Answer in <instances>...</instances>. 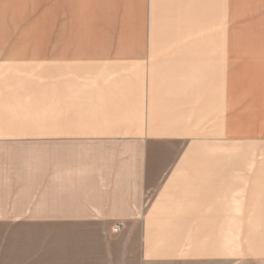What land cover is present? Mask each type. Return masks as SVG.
Masks as SVG:
<instances>
[{"label":"crops","instance_id":"crops-1","mask_svg":"<svg viewBox=\"0 0 264 264\" xmlns=\"http://www.w3.org/2000/svg\"><path fill=\"white\" fill-rule=\"evenodd\" d=\"M262 187L264 0H0V224L264 264Z\"/></svg>","mask_w":264,"mask_h":264},{"label":"rangeland","instance_id":"rangeland-1","mask_svg":"<svg viewBox=\"0 0 264 264\" xmlns=\"http://www.w3.org/2000/svg\"><path fill=\"white\" fill-rule=\"evenodd\" d=\"M27 114V113H26ZM34 116V113H32ZM66 116V114H65ZM188 146V144H187ZM264 191V187H262ZM241 200H246L247 187H241ZM247 209L241 208L240 213V248L264 246L262 233L248 234ZM262 225H256V231ZM73 229L71 225H54L50 228L40 225L30 227L0 224V264H118L122 241L117 237L112 239H89L100 235L99 228L90 226ZM74 231L79 233V239H74ZM113 231V230H112ZM92 233V234H90ZM260 242V243H259ZM236 246V244H234ZM111 248L112 260L108 256Z\"/></svg>","mask_w":264,"mask_h":264},{"label":"built area","instance_id":"built-area-1","mask_svg":"<svg viewBox=\"0 0 264 264\" xmlns=\"http://www.w3.org/2000/svg\"><path fill=\"white\" fill-rule=\"evenodd\" d=\"M114 233H119L122 230V225L121 224H116L112 228Z\"/></svg>","mask_w":264,"mask_h":264}]
</instances>
